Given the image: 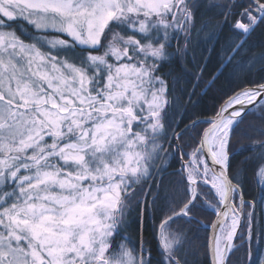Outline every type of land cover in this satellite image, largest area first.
Listing matches in <instances>:
<instances>
[{
    "label": "snow or ice",
    "instance_id": "obj_1",
    "mask_svg": "<svg viewBox=\"0 0 264 264\" xmlns=\"http://www.w3.org/2000/svg\"><path fill=\"white\" fill-rule=\"evenodd\" d=\"M256 68L264 0H0V264H264Z\"/></svg>",
    "mask_w": 264,
    "mask_h": 264
},
{
    "label": "trees",
    "instance_id": "obj_2",
    "mask_svg": "<svg viewBox=\"0 0 264 264\" xmlns=\"http://www.w3.org/2000/svg\"><path fill=\"white\" fill-rule=\"evenodd\" d=\"M253 78H256L258 75H264V72H261L259 68H256L253 70V72L250 74ZM220 87V84L218 82L217 88L210 90L208 92V94L206 96H203L200 98V102L199 104H197L195 106L194 109H191L189 112V115L193 116V118H195V116L198 114L201 117H208L211 116L213 114V110L216 106H218V104L220 102H222V97L218 91V88ZM193 99H196L195 97ZM252 135V136H256V133L253 132L251 129H248L246 126H243L242 130L240 133H238L239 136H243V135ZM243 143H247V140L244 139L242 140ZM175 167H178V164H174ZM169 171H171V168L169 169ZM254 188V183H253V178L251 176V173L249 174V189H253ZM201 220H205L206 217L202 214L198 217ZM210 219V218H209ZM129 235L132 237V240L135 244H137V246L139 245V229L137 226L136 230H133L131 233H129ZM153 229H152V222L149 221L148 224L145 227L144 230V239L148 240L151 242L153 249H155V240L153 239ZM200 236L202 238L205 237V233L202 231L200 233ZM206 245H207V241L206 239L203 240V247L201 248L200 252L197 253L196 259L200 260L203 262V264H209L208 263V257L203 255L204 252H206ZM155 254V253H154ZM189 259H192V257H189Z\"/></svg>",
    "mask_w": 264,
    "mask_h": 264
},
{
    "label": "rangeland",
    "instance_id": "obj_3",
    "mask_svg": "<svg viewBox=\"0 0 264 264\" xmlns=\"http://www.w3.org/2000/svg\"><path fill=\"white\" fill-rule=\"evenodd\" d=\"M238 256H242L243 254L242 253H237Z\"/></svg>",
    "mask_w": 264,
    "mask_h": 264
},
{
    "label": "water",
    "instance_id": "obj_4",
    "mask_svg": "<svg viewBox=\"0 0 264 264\" xmlns=\"http://www.w3.org/2000/svg\"><path fill=\"white\" fill-rule=\"evenodd\" d=\"M203 118H206V117H203ZM208 263L210 264V260H209V258H208Z\"/></svg>",
    "mask_w": 264,
    "mask_h": 264
}]
</instances>
